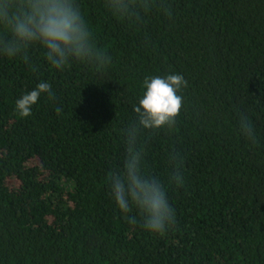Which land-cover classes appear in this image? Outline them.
Here are the masks:
<instances>
[{
    "label": "trees",
    "instance_id": "16d2710c",
    "mask_svg": "<svg viewBox=\"0 0 264 264\" xmlns=\"http://www.w3.org/2000/svg\"><path fill=\"white\" fill-rule=\"evenodd\" d=\"M148 2L129 20L78 0L103 72L57 71L38 45L0 54V264H264V0ZM168 73L186 81L182 107L146 134L147 162L167 183L179 157L184 184H168L175 222L155 234L120 212L109 177L143 80ZM41 80L55 98L21 116L15 101Z\"/></svg>",
    "mask_w": 264,
    "mask_h": 264
},
{
    "label": "clouds",
    "instance_id": "9594fccd",
    "mask_svg": "<svg viewBox=\"0 0 264 264\" xmlns=\"http://www.w3.org/2000/svg\"><path fill=\"white\" fill-rule=\"evenodd\" d=\"M108 7L114 15L135 20L148 10L149 2L108 0ZM165 14L171 12L165 9ZM37 45L43 49L48 65L57 71L83 64L103 72L111 64L107 51L97 46L78 0H0V54L14 58ZM185 85L179 73L145 77L142 93L132 109L135 119L121 130L122 161L109 177L110 195L120 212L135 223L130 214L137 211L142 227L155 234L173 226L175 213L168 198V184L183 186L184 177L175 155L170 156L169 163L177 170L169 174L167 183L152 174L147 162L146 134L173 124L182 107L179 93ZM44 94L55 98L52 84L41 80L15 101L16 110L21 116H29ZM240 132L255 141V132L243 115Z\"/></svg>",
    "mask_w": 264,
    "mask_h": 264
}]
</instances>
